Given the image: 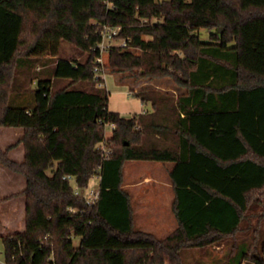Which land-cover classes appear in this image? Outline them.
Listing matches in <instances>:
<instances>
[{"label": "trees", "instance_id": "obj_1", "mask_svg": "<svg viewBox=\"0 0 264 264\" xmlns=\"http://www.w3.org/2000/svg\"><path fill=\"white\" fill-rule=\"evenodd\" d=\"M105 23L128 39L110 49L109 72L120 82L170 78L178 91L133 89L150 110L110 111V92L93 84ZM65 43L83 59L61 57ZM5 126L26 128L0 147V163L26 178L25 228L0 236L6 264L51 255L55 264H205L187 252L230 238L224 264H264V0H0ZM104 140L108 157L97 149ZM20 145L18 161L10 151ZM130 160L171 164L177 227L164 238L135 227L123 188ZM98 171L90 206L64 177L86 188Z\"/></svg>", "mask_w": 264, "mask_h": 264}, {"label": "rangeland", "instance_id": "obj_2", "mask_svg": "<svg viewBox=\"0 0 264 264\" xmlns=\"http://www.w3.org/2000/svg\"><path fill=\"white\" fill-rule=\"evenodd\" d=\"M203 39H207L208 33L202 31ZM119 41V40H118ZM61 57L83 59L78 54V51L70 44H63ZM46 58H49L47 56ZM51 66V64H48ZM39 68V67H38ZM109 77V102L108 108L110 111L127 113L125 116H134L141 109H147L149 106L143 105L139 98L133 95V89L141 88H158L164 91L177 92L178 88L170 78H162L155 80L142 79L133 81L132 77H126L125 81L120 82L121 74H113ZM36 82L31 84L34 88ZM29 95H24L22 99L25 101ZM106 135L111 134V129L106 126ZM22 128H3L0 129V147L6 149L7 146L16 142L22 136ZM11 158L17 157V152L10 155ZM23 159V157H22ZM22 159H16L21 161ZM168 163L149 160H130L124 164V187L131 193L132 203L135 209V227L137 229H152L150 225H160L162 230L158 231L160 237H165L170 230L165 229L169 222L175 227L176 221L169 207V203L173 198L172 188L167 187L169 184ZM51 174V170H48ZM146 177H150L152 182L150 185L145 184ZM136 183H140L138 187H134ZM71 184L75 186L72 181ZM26 186V178L23 174L15 172L0 163V236L9 235L15 232L23 231L25 228V202L26 197L22 194ZM146 186V188H145ZM100 179H91L86 188H78L79 193L83 197L91 196L92 190H99ZM146 189V190H144ZM262 205L264 207V196L262 197ZM262 206H259L261 209ZM256 220V218H253ZM261 227L264 228V218L261 222ZM240 237V236H239ZM241 238V237H240ZM233 238L223 242L221 246L210 248L209 253L204 254L199 250H191L187 252L189 258H203L205 264H224L228 259V253H233ZM73 243L75 246L80 244V238L74 237ZM191 259V260H192ZM0 264H6V255L4 246L0 242Z\"/></svg>", "mask_w": 264, "mask_h": 264}, {"label": "built area", "instance_id": "obj_3", "mask_svg": "<svg viewBox=\"0 0 264 264\" xmlns=\"http://www.w3.org/2000/svg\"><path fill=\"white\" fill-rule=\"evenodd\" d=\"M120 30H121L120 26H114L109 23L102 24L100 29L101 40L95 46L92 47V51L96 53L93 64V71H94L93 84L97 88H103L108 91L109 77L112 75L109 72L107 65L108 53L110 49L115 46L126 47L128 45V39L119 38ZM106 126H109L112 132L115 129V125L113 123L107 124ZM109 137L110 136L106 135V138ZM97 149L101 151L104 157H108L109 154L112 152V145L108 143L107 140H104L103 142L97 145ZM64 178L70 180L71 182L73 181L75 183L74 178L71 176H65ZM94 178H99L101 180V175L99 171L93 175L92 179ZM74 187L76 189V193L81 195L78 191V187L76 183ZM98 197H99V190L96 191L92 190L91 196L83 197V198H85L86 203L88 205L92 206L96 202ZM76 211L77 210L74 208L70 209V212L72 213H75ZM49 240H50L49 236H46L43 242ZM49 260L51 261L50 264H55L53 255L49 257Z\"/></svg>", "mask_w": 264, "mask_h": 264}, {"label": "crops", "instance_id": "obj_4", "mask_svg": "<svg viewBox=\"0 0 264 264\" xmlns=\"http://www.w3.org/2000/svg\"><path fill=\"white\" fill-rule=\"evenodd\" d=\"M140 100V99H139ZM143 105H146V106H149L147 109H141L139 112H137L136 114H139V113H142V112H144V111H146V110H150L152 107H151V104L149 103V104H143ZM122 116H124V117H131V116H125V114H127V113H121V112H119ZM10 128V129H12V128H17V127H21L22 128V132H24L25 130H26V128L25 127H22V126H5V127H2V128H0V129H3V128ZM112 135V132H111V134H109L108 136H111ZM14 152H17V157H15L14 159H22V157L24 156V147L22 146V145H20V146H18L17 148H15V149H13V150H11L10 151V155L12 154V153H14ZM167 170H168V174H169V170H170V168H171V164L170 163H168V166H167ZM123 174H124V171H123ZM124 175H123V188L130 194V197H131V202H132V196H131V193L124 187ZM152 182H154L153 180H151L150 179V177H146L145 178V181H144V185L145 184H148V185H150ZM169 184H167V187H171L172 188V191H173V198H172V200H171V202L169 203V207H171V210H172V212H173V215H174V218H175V221H176V225H175V227H173V229H170V228H172V226H173V223H172V220H171V222H169V225L168 226H166L165 227V229H167V230H170V232H169V234L171 233V232H173L175 229H176V227H177V220H176V217H175V214H174V210H173V202H174V200H175V191H174V187H173V184H172V181H171V178H170V174H169V182H168ZM140 185V183H136L135 185H133L134 187H138ZM145 188H146V186H145ZM147 189V188H146ZM146 189H144V190H146ZM132 206H133V203H132ZM133 209H134V206H133ZM135 209H134V223H135ZM151 227L150 228H152V229H147V228H145V229H141V230H144V231H148V232H151V233H154L156 236H158V237H160L159 235H158V231L160 230H162L161 228H159V227H161L160 225H150ZM168 234V235H169ZM167 235V236H168ZM166 237V236H165ZM160 238H164V237H160Z\"/></svg>", "mask_w": 264, "mask_h": 264}, {"label": "water", "instance_id": "obj_5", "mask_svg": "<svg viewBox=\"0 0 264 264\" xmlns=\"http://www.w3.org/2000/svg\"><path fill=\"white\" fill-rule=\"evenodd\" d=\"M220 30H223V28L221 27ZM246 264H253L252 262H247Z\"/></svg>", "mask_w": 264, "mask_h": 264}]
</instances>
